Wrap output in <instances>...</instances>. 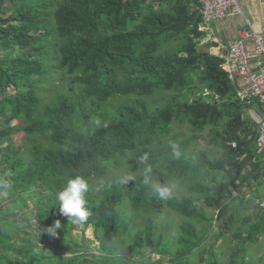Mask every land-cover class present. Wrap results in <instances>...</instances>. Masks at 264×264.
<instances>
[{
  "label": "trees",
  "instance_id": "16d2710c",
  "mask_svg": "<svg viewBox=\"0 0 264 264\" xmlns=\"http://www.w3.org/2000/svg\"><path fill=\"white\" fill-rule=\"evenodd\" d=\"M202 21L192 0H0V180L10 184L0 194V264H264V254L248 256L264 234L261 196L243 192L264 176L257 130L223 59L199 50ZM52 53L51 69L70 75L78 99L43 104V58ZM174 121L198 131L173 132ZM75 176L88 183L84 223L63 216L56 199ZM154 180L185 181L190 193L167 199ZM250 199L259 214L239 225ZM167 208L179 215L175 250L157 233ZM231 228L236 243L220 262L208 241Z\"/></svg>",
  "mask_w": 264,
  "mask_h": 264
},
{
  "label": "rangeland",
  "instance_id": "374dc122",
  "mask_svg": "<svg viewBox=\"0 0 264 264\" xmlns=\"http://www.w3.org/2000/svg\"><path fill=\"white\" fill-rule=\"evenodd\" d=\"M47 1V0H46ZM9 6H11V4L7 5L6 7L8 8ZM199 50L202 51L203 48L201 45H199ZM54 57H53V53L50 54L47 58H43L44 62V66L46 67L48 71L47 76L44 78L45 83L43 84L39 90L38 93L40 95V97L42 98V102L44 105H53L56 104L58 102V99L60 96H67L70 95L73 96V99H78V96L80 94V90L77 87H74L73 89H69V80H70V75L68 73H66L64 70L58 69L57 71L52 70L51 66H52V61H53ZM39 87V86H38ZM15 94V90L14 88H11L10 90L7 91V96H11ZM189 97V96H188ZM135 97L134 95L129 97V98H123V97H115L111 100V105L113 106H117L120 103H125L128 101H132L134 100ZM160 97L158 98H154V100H152L154 103L159 100ZM249 118V117H248ZM250 122L251 120L248 119ZM16 122L14 121V124ZM172 129L173 132H179V131H183L185 133H192V132H197L198 130H193L192 126L190 125V123L184 121V122H179V121H174L173 125H172ZM207 128H205L203 130V134L205 133ZM13 141H17L20 140L22 138L21 134L15 135L13 137H11ZM31 139L34 140H38L39 142H41V139L37 136L32 137ZM25 145H29V140H25L24 141ZM197 146H200L202 148H204L209 155L213 158L215 156H218L220 154V149L214 146H206L203 143H199ZM118 171H116L115 169H112V173H117ZM124 174V173H123ZM126 175V174H124ZM104 181V179L102 178H98V179H94L92 181V185L94 187L95 192H101L102 188H101V183ZM152 181V180H150ZM159 187L164 188L167 187L168 189H170L171 194L169 196H165L167 199L173 197V196H183V195H188L190 192L187 189L186 183L185 181H181V182H175V183H170V184H165L162 185L160 184L159 180H154ZM263 181H261V187L259 189H255V187H248L246 186L243 190L245 195H252L255 193H263ZM237 199H240L242 197L236 195ZM240 202V200H239ZM30 204V203H29ZM197 204L203 206V202L202 200H197ZM250 208L249 209H241V213H239L240 215V219L238 221L237 224L241 225L242 222H244V220L247 217H253V221H256V218L254 216L259 214V209L254 207V202L252 199H250L249 202ZM31 206V205H30ZM204 210L206 211L207 214H215L216 212L214 210H212L211 208H206L204 207ZM30 211H32L34 213V209L31 207ZM179 220V215L174 212L173 210H171L170 208H167L165 210V212L162 214V216L160 217L159 221H158V225H157V233H162L163 235H165L166 237H170L171 239V245L170 247L172 249H176L177 248V244H176V235L178 234V223ZM34 224V221L32 222ZM21 228V227H19ZM26 231H33L35 232V227H28L26 225ZM234 232V229L231 228L229 230H224L223 231V238H219L217 236H212L210 238V240L208 241V243H211L214 248H215V252L218 256V259L220 260V262H225L228 263L229 262V250H232V248H234V243L236 242H232V233ZM73 234L76 238H81L82 237V229L77 228L76 225H74V230H73ZM85 235L90 238L93 239L94 238V234H93V229L89 228L88 230H86ZM98 246V245H97ZM7 248V247H5ZM98 253H100L99 250H97ZM264 254V234L261 236L259 243L257 244H250L248 246V256H249V261H256L258 258H260L262 255ZM160 256L159 255H155L153 260L158 259ZM57 263V262H56ZM50 264V263H49ZM162 264H170V261L167 258H164L162 260Z\"/></svg>",
  "mask_w": 264,
  "mask_h": 264
},
{
  "label": "built area",
  "instance_id": "2783aa9c",
  "mask_svg": "<svg viewBox=\"0 0 264 264\" xmlns=\"http://www.w3.org/2000/svg\"><path fill=\"white\" fill-rule=\"evenodd\" d=\"M198 4L204 23L221 20L227 16L240 14L245 19L235 40L226 43L227 54L222 61V68L226 71L229 80L236 84L237 79L243 80V85L237 90L241 100L251 103L258 99L263 112L250 110L248 117L258 132L256 151L264 154V36L260 28L245 15L239 0H192ZM254 44L255 53L247 51L248 41ZM202 42H210L205 37ZM259 208L264 209V198L257 201Z\"/></svg>",
  "mask_w": 264,
  "mask_h": 264
},
{
  "label": "crops",
  "instance_id": "0c3cea01",
  "mask_svg": "<svg viewBox=\"0 0 264 264\" xmlns=\"http://www.w3.org/2000/svg\"><path fill=\"white\" fill-rule=\"evenodd\" d=\"M239 2L245 11V15L249 19H251V21L255 24L257 28L261 29L264 36V0H239ZM244 24H245V19L240 14L230 15L221 20H216L209 23H204L202 21L200 23V29L205 31L206 33L205 37H210L211 41L210 42L201 41L200 45L202 46L203 50L209 51L210 53L224 59V56H226L227 54L226 43L229 40H235L238 37V33L240 29L244 26ZM247 51L250 54L255 53L254 44L251 40L248 41ZM232 84L238 90V88L243 85V80L237 79L236 84L234 83ZM241 101H245L247 104H249V108L245 112V119L246 121L252 124V122L248 120L249 119L248 112L250 110H256L257 112L262 113L263 107L258 99H254L251 103H248L246 100H241ZM255 152L257 155V159H259L260 162L263 163L262 171L264 172V154L257 153L256 145H255ZM262 181L264 184V176ZM262 190L263 193H261L260 196L261 198H264V187ZM257 200L258 199H256V203Z\"/></svg>",
  "mask_w": 264,
  "mask_h": 264
},
{
  "label": "clouds",
  "instance_id": "9594fccd",
  "mask_svg": "<svg viewBox=\"0 0 264 264\" xmlns=\"http://www.w3.org/2000/svg\"><path fill=\"white\" fill-rule=\"evenodd\" d=\"M99 123V121H97ZM151 171V169H148ZM10 184L6 180H0V194H6ZM88 191V183L81 176H75L68 180L66 187L57 194L60 213L72 220L73 223H84L91 215L87 207L85 193ZM160 195L169 196L170 189L167 187L159 189ZM60 227V222L56 221L53 227L47 229V233L53 237L56 235V229Z\"/></svg>",
  "mask_w": 264,
  "mask_h": 264
}]
</instances>
